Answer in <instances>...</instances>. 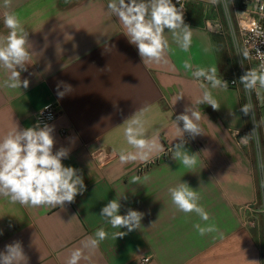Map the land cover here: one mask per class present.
<instances>
[{
  "label": "crops",
  "instance_id": "0c3cea01",
  "mask_svg": "<svg viewBox=\"0 0 264 264\" xmlns=\"http://www.w3.org/2000/svg\"><path fill=\"white\" fill-rule=\"evenodd\" d=\"M109 0H0V40L7 37L3 20L15 13L28 32L32 48L24 89L4 87L8 73L0 67V139L10 130L35 125L39 110L55 104L52 124L56 144L69 150L62 161L81 171L86 190L63 209L30 207L0 196V251L13 241L22 243L28 264H66L80 248L79 264H264L260 161L253 147L240 82L233 76L226 36L211 34L208 20L222 19V4L190 0L187 24L191 46L183 52L167 33L171 51L167 64H143L134 45L123 35L118 19L109 13ZM174 3V0H173ZM222 7V8H221ZM167 31V30H166ZM193 66L218 69V78L234 79L237 87H217L197 80ZM238 62V61H237ZM201 82L208 85L220 109L198 104ZM62 93V95H60ZM183 98L177 100L179 94ZM186 107L201 113V135L183 139L197 163L185 167L174 160L172 146L179 142L176 116ZM143 112L146 134L163 145L146 161L121 164L119 153L133 151L124 137V121ZM179 127H183L180 122ZM238 132V134H237ZM245 135L246 138L241 140ZM139 176L138 183L131 178ZM187 182L200 195L209 214L207 222L195 213L178 211L168 189ZM121 199L120 214L128 208L144 213L142 227L123 237L126 228H112L99 216L112 199ZM252 205L255 228L244 224L241 207ZM215 224L218 231L200 236L194 224ZM104 228L108 237L94 250L82 242Z\"/></svg>",
  "mask_w": 264,
  "mask_h": 264
},
{
  "label": "clouds",
  "instance_id": "9594fccd",
  "mask_svg": "<svg viewBox=\"0 0 264 264\" xmlns=\"http://www.w3.org/2000/svg\"><path fill=\"white\" fill-rule=\"evenodd\" d=\"M8 7L10 0H4ZM179 7L173 0H109L107 9L114 15L124 28L123 35L129 44L134 45L143 64H167V55L171 51L167 33H171L173 41L183 52H188L191 46L192 28L185 23L183 5L177 0ZM217 0H213V3ZM4 27L8 29L7 37L0 40V67L8 73L4 87L10 89H27L30 81L21 79V72L27 71V65L31 60L32 48L28 41V32L22 26L17 14L6 13L3 20ZM167 30V31H166ZM247 58V53L244 54ZM264 55V54H261ZM185 70H192L189 60L183 62ZM216 67H198L191 71V75L200 80L203 78L211 85V88L227 87L226 81L218 78ZM239 82L247 92H251L259 86L264 88V61L258 68L248 69L240 78ZM203 89L202 98L198 104H207L213 110H219L218 102L213 98L208 85L201 82ZM62 95V93L60 94ZM179 94L176 102L183 98ZM251 105L241 106L240 111L249 115ZM134 113L123 124L124 137L133 151L119 153L121 164L148 160L154 152L162 151L163 145L155 137L146 134L145 121L142 119L143 112ZM201 113L192 111L186 107L184 112L177 115L173 123L180 134L179 142L172 146L174 160H180L188 168L197 163L195 153L190 154L185 148L186 141L183 139L187 133L192 139L203 134L198 122ZM183 122V127H179ZM54 128L48 124L41 125L37 122L31 127L21 128L16 123L15 128L8 131L0 139V196L9 198L11 203H19L30 207H51L63 209L66 204L75 201L78 194L86 190L81 171L73 166H65L62 161L69 158V150L64 147L54 151L56 144ZM238 134V132H237ZM247 135L241 138L244 140ZM139 176H133L131 183L140 181ZM171 202L178 211L185 214L195 213L202 221L209 220V214L200 205V195L197 190L189 186L187 182H180L175 187L168 189ZM112 199L101 209L99 216L102 217L112 228H126L127 232L114 233L115 238L123 237L127 233L139 230L144 213L128 208L125 214H120L121 199ZM200 236L217 232L215 224L201 226L193 225ZM2 234V233H0ZM108 237L104 228L98 229L93 236L82 242L84 249L94 250ZM83 258L80 248L71 252L66 264H79ZM0 264H28L22 243L13 241L5 245L0 251ZM248 264H260L259 261L249 260Z\"/></svg>",
  "mask_w": 264,
  "mask_h": 264
},
{
  "label": "built area",
  "instance_id": "2783aa9c",
  "mask_svg": "<svg viewBox=\"0 0 264 264\" xmlns=\"http://www.w3.org/2000/svg\"><path fill=\"white\" fill-rule=\"evenodd\" d=\"M189 1L190 0H180V4L183 5L184 20L186 24L188 19ZM174 4L179 7L177 0H174ZM223 12L225 20L218 18L208 20L206 23V29L213 35L226 36L231 39L234 53L240 64L242 74L246 72L244 66L246 61L252 62L255 67L258 68L261 62L264 61V55H261L264 54V0H254L253 5L246 9L233 7L232 11L225 4V6H223ZM245 53H247V58H245ZM223 80L227 82L228 87L234 88L239 86L237 80L227 78H224ZM259 89V99L264 103V88L259 87ZM57 115L58 110L55 104H49L38 111L35 116V124L40 122L41 125L45 123L50 125L55 122ZM256 139L255 145L260 161L259 190L264 227V148L260 145L258 136ZM240 212L242 215H245L244 224L249 228H255L256 221L253 218L255 208L252 205H247L241 207ZM150 261V258H144L140 261V264H148Z\"/></svg>",
  "mask_w": 264,
  "mask_h": 264
},
{
  "label": "rangeland",
  "instance_id": "374dc122",
  "mask_svg": "<svg viewBox=\"0 0 264 264\" xmlns=\"http://www.w3.org/2000/svg\"><path fill=\"white\" fill-rule=\"evenodd\" d=\"M218 2L222 4V7L225 6L226 4L232 11L233 7H238L242 9L249 8L251 5H253L254 0H218ZM220 16L222 17V20H225V15L223 11L220 12ZM226 38L228 42L230 58L234 62L233 66H235L233 76L239 80V78L243 75L241 73L240 64L237 62L231 39L229 37ZM244 66H245V71H247L248 69L256 68L252 62H247V61L244 63ZM240 87L243 93L244 104H250L252 106L249 115H247L249 121V129L251 132L252 145L255 149L256 148L255 141L257 140L256 138L258 136L260 145L264 148V138H263L264 103L261 102L259 99V93H260L259 86H257V88L251 92H247L241 83H240ZM263 242H264V229H263Z\"/></svg>",
  "mask_w": 264,
  "mask_h": 264
},
{
  "label": "trees",
  "instance_id": "16d2710c",
  "mask_svg": "<svg viewBox=\"0 0 264 264\" xmlns=\"http://www.w3.org/2000/svg\"><path fill=\"white\" fill-rule=\"evenodd\" d=\"M263 256H264V254H263Z\"/></svg>",
  "mask_w": 264,
  "mask_h": 264
}]
</instances>
